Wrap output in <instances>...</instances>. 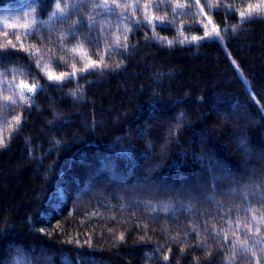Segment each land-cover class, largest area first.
Wrapping results in <instances>:
<instances>
[{
  "label": "trees",
  "instance_id": "1",
  "mask_svg": "<svg viewBox=\"0 0 264 264\" xmlns=\"http://www.w3.org/2000/svg\"><path fill=\"white\" fill-rule=\"evenodd\" d=\"M137 2L166 23L153 30L142 8L100 0H75L46 23L54 0H0V14L38 19L31 35L0 28V44L7 30L37 53L0 58V72L30 70L43 86L30 108L0 110V264H256L237 239L264 264V221L252 219L264 216V18L240 17L259 0H180L190 7L175 12L176 0ZM209 18L223 39L191 41ZM97 54L109 67L81 75ZM37 59L77 75L55 85Z\"/></svg>",
  "mask_w": 264,
  "mask_h": 264
},
{
  "label": "snow or ice",
  "instance_id": "2",
  "mask_svg": "<svg viewBox=\"0 0 264 264\" xmlns=\"http://www.w3.org/2000/svg\"><path fill=\"white\" fill-rule=\"evenodd\" d=\"M35 2L39 5L40 0H35ZM163 2H165V0H161V3H163ZM194 2L197 6L200 5V0H194ZM54 3H55V8H54L53 12L51 13V16L55 17L58 14L63 16L66 9L69 6L67 4H65L64 7H62L60 0H54ZM112 3L115 6V8L131 7L133 9V12H132L133 15H135L136 9L142 8L143 13H144V23L146 25L151 26L153 30L157 27V24L155 23V21H159V23H161V24L166 23L165 18L163 16H150L149 15V8L151 6L150 4H144L141 6L138 2L135 4H130L128 2L119 3L118 0H112ZM205 3L209 7V9H211L213 7V5L209 2V0H205ZM158 6L159 5H157V7ZM215 6L216 7L221 6L219 0H217V4ZM97 7L109 8L107 0H105V2L103 4L97 5ZM185 7H190V5L181 3L180 0H176L175 6L173 7L172 10H173V12H175L177 9H183ZM111 10H114V9H111ZM33 11H35V10H33ZM203 11H204L203 6H200L198 8V12L203 13ZM204 14L206 15V13H204ZM240 17H241L242 22L246 21V20H250L252 18H264V0H259V2L255 3V4H252V3L247 4L246 10L240 12ZM36 23H37L36 18L33 15L32 19L30 21L24 23V24L8 25L7 23H5V27L6 28L11 27L12 29H16L17 27H19L20 29L23 30L24 35H31L35 31ZM137 23H139V22L137 21ZM210 24H212V21L209 18L208 23L203 25V27L206 29L205 36L204 37H195L194 36L191 38V41L203 40L205 38L222 40L223 37L221 36L220 31H218L214 25H213L211 31H207L208 26ZM75 30L76 29L74 28L72 33L64 34L62 36V39H66L68 35H74ZM235 30H236V28L233 27V31H235ZM128 31H131V29L126 28L125 32H128ZM12 34L15 35V32H13ZM3 35L5 37V42L0 44V58L11 57L17 51H23V52L28 53L30 58L35 57L37 55L36 51H34L32 49L24 48L20 35H16V41H17L16 43H14L10 39H7L8 35H9V32L7 30H5L3 32ZM155 38H159V37H155ZM159 39L163 40L164 38H159ZM124 40L125 41L127 40V35L124 36ZM185 42H187V38L179 41V43H181V44H183ZM172 44H173V41H167L168 46H171ZM114 45L116 48H121V47L127 48L128 47V45L126 43L122 44L120 42L119 37H117L116 41H114ZM72 51H76V49L73 48ZM97 55L99 56V63L91 60V58L89 57L88 62L85 63L82 68L79 69V73L81 75H83L84 73H87L91 70H95L97 68L109 67V65L104 60V56L100 55V54H97ZM81 58L83 59V57H81ZM233 63H235V61H233ZM36 66L41 69V72H43V74L47 78V80L52 82L55 85H60L64 81L70 80L77 75L75 64L72 65L74 71L71 74H69L67 72H61L58 75L54 71L50 70L48 65H43L40 59L36 60ZM121 66H122V63H116L115 64V68H120ZM9 74H12V80L11 81H9L7 79ZM29 74H30V70L25 71L23 68H7L4 71L0 72V110L11 108L12 105H17V104H19L20 106L28 105L29 108L32 106L35 94L38 91L42 90L43 86L40 85L38 83V80H36V79H34L31 83H29L26 79V77ZM17 77H23V78L19 79V82L17 83ZM5 91L10 92L11 95H3V93ZM70 95H72L74 98H78L76 92H72V93H70ZM183 115L184 114L181 113V117ZM22 122H23V114L21 113V114L14 115L12 117V120L7 121L6 123L11 127L12 131H16L19 129ZM179 128H180V126L177 125L175 129L170 130V131H178ZM10 138H11V136L9 135V137L7 139L10 140ZM241 146L246 147V145H244L243 142H241ZM4 147H7V140L5 137L0 135V148H4ZM259 202L264 204V196L261 197ZM252 219L256 220L259 223L261 221H264V216H262L258 219L254 215L252 217ZM248 230L251 231V226H248ZM39 231L43 233L45 230L39 229ZM255 231L257 233H259L260 228L257 227L255 229ZM118 239L120 241H123L124 235L121 234L118 237ZM224 239L227 240V236H225ZM68 243H71V241H68ZM255 243L258 245H261V247L258 249V251L261 253V255H264V238H261L260 240L255 241ZM233 245H234V249L236 246H239V247L243 248L245 251L251 252L252 256L256 257V264H261L260 257L256 256V251H253V248L248 246L246 240L243 243H241L238 239L234 240ZM168 259H169V257L167 255L163 257L164 261H167ZM69 264H74V261H70ZM86 264H87V262H86Z\"/></svg>",
  "mask_w": 264,
  "mask_h": 264
},
{
  "label": "rangeland",
  "instance_id": "3",
  "mask_svg": "<svg viewBox=\"0 0 264 264\" xmlns=\"http://www.w3.org/2000/svg\"><path fill=\"white\" fill-rule=\"evenodd\" d=\"M73 1H75V0H60L62 7H64L65 4H67L70 7L72 5ZM134 1L135 0H118L119 3H121V2L122 3H125V2L129 3V2H134ZM100 2H101V4H103L105 2V0H100ZM107 3L109 5V8L114 6L113 3H112V0H107ZM121 8H123V7H121ZM66 12H67V10L65 11V13ZM33 15L35 16V12L34 11H29V9L25 10L24 12L23 11H18V12H14V13L7 12V11L6 12H1V14H0V28H6L5 27V23H7L8 25H12V24L21 25V24H24V23L30 21L32 19ZM35 18H36V21H37L38 20L37 17H35ZM51 19L52 18H51V15H50L47 18L46 23H48V21L50 22ZM9 28H11V27H9ZM16 29L19 30L18 31L19 33H21L23 31L19 27H17ZM184 38H186V37H184ZM49 68H50V70H52L51 67H49ZM4 121L5 120H3V117H0V135H2V136H4L3 135Z\"/></svg>",
  "mask_w": 264,
  "mask_h": 264
}]
</instances>
